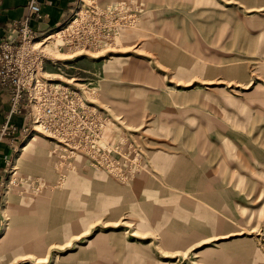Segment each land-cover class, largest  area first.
<instances>
[{
	"label": "rangeland",
	"instance_id": "rangeland-1",
	"mask_svg": "<svg viewBox=\"0 0 264 264\" xmlns=\"http://www.w3.org/2000/svg\"><path fill=\"white\" fill-rule=\"evenodd\" d=\"M46 35L69 95L39 130L13 113L18 153L38 137L0 264H264V0H79Z\"/></svg>",
	"mask_w": 264,
	"mask_h": 264
},
{
	"label": "built area",
	"instance_id": "built-area-1",
	"mask_svg": "<svg viewBox=\"0 0 264 264\" xmlns=\"http://www.w3.org/2000/svg\"><path fill=\"white\" fill-rule=\"evenodd\" d=\"M39 17L41 0H29L25 16L13 22L0 37V86L8 93L10 102L2 134L11 129V116L22 106L30 109L34 123L42 127L44 116L56 117L58 106L65 104L69 95L66 86L52 83L42 71L40 51L35 47L41 36L32 25ZM71 104L76 106L71 107L77 115V104Z\"/></svg>",
	"mask_w": 264,
	"mask_h": 264
},
{
	"label": "crops",
	"instance_id": "crops-1",
	"mask_svg": "<svg viewBox=\"0 0 264 264\" xmlns=\"http://www.w3.org/2000/svg\"><path fill=\"white\" fill-rule=\"evenodd\" d=\"M79 0H41V17L32 21L38 36L62 24L75 10ZM29 0H0V37L15 21L25 16ZM10 102L8 93L0 86V204L6 195L5 183L10 165L18 153L19 136L17 134L26 126V115L13 114L11 125L17 132L8 130L1 133L9 112ZM5 192V195H3ZM3 211L0 207V227L3 223Z\"/></svg>",
	"mask_w": 264,
	"mask_h": 264
},
{
	"label": "bare ground",
	"instance_id": "bare-ground-1",
	"mask_svg": "<svg viewBox=\"0 0 264 264\" xmlns=\"http://www.w3.org/2000/svg\"><path fill=\"white\" fill-rule=\"evenodd\" d=\"M54 35H50V36H47L46 38H43L42 40H37L35 45L37 47L39 46H42L43 44L46 43L47 40H49L50 38H52ZM39 126L40 125H36L35 127V130H39ZM38 137V134L37 132H34L33 135L27 137V139L23 142L22 146L20 147V151L19 153L17 154V156L15 157V160H14V168H17L18 165L22 162V159L24 158V156L30 151L32 145H33V141ZM73 199L74 201L72 203H70L72 206H73V210H72V219L75 221V223H78L80 220H79V213H80V202L78 200V195L76 192H74L73 194ZM45 212H43V214L46 213V210H44ZM42 212V210H41ZM51 212V211H50ZM51 222L56 221V219L59 218V213H55L53 212L51 215ZM44 221L43 219L40 220L38 226L40 225V223ZM51 224V223H50ZM42 227H46L47 224L46 222L44 221L42 224H41ZM41 226H39V228H41Z\"/></svg>",
	"mask_w": 264,
	"mask_h": 264
}]
</instances>
